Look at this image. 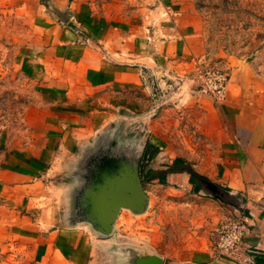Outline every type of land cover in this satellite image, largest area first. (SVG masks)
<instances>
[{
	"label": "crops",
	"instance_id": "obj_1",
	"mask_svg": "<svg viewBox=\"0 0 264 264\" xmlns=\"http://www.w3.org/2000/svg\"><path fill=\"white\" fill-rule=\"evenodd\" d=\"M177 2L159 0L135 23L85 28L81 42L49 29L40 69L60 98L37 110L25 147L0 142V244L23 251L19 264H264V114L229 92L217 100L183 84L165 92L156 117L149 113L159 72H179L202 54L193 8ZM57 44L62 58L52 56ZM134 88L148 103L139 107ZM119 156L137 158L144 204L119 207L104 232L87 210L89 192L100 166ZM147 169L165 181L143 180ZM190 171L200 190L216 187L215 198L195 195ZM159 186L190 191L189 199H159ZM225 215L251 224L239 257L214 250L212 231Z\"/></svg>",
	"mask_w": 264,
	"mask_h": 264
},
{
	"label": "rangeland",
	"instance_id": "obj_2",
	"mask_svg": "<svg viewBox=\"0 0 264 264\" xmlns=\"http://www.w3.org/2000/svg\"><path fill=\"white\" fill-rule=\"evenodd\" d=\"M188 3L196 15L202 54L181 63L179 72L161 70L153 81L149 103L151 116L160 112L164 94L179 85L201 92L206 75H223V96L229 92L240 103L264 114V0H177ZM79 2V4H78ZM159 0H0V142L25 147L31 136L30 120L48 101L60 98L57 81L40 69L51 39L52 25L77 35L75 42L87 39L89 29L115 23H135L141 11L150 12ZM176 2V1H174ZM132 20V21H131ZM194 20L192 19V22ZM131 25V24H130ZM57 44L52 56L62 58ZM59 51V52H58ZM48 55V53H47ZM50 56V55H49ZM169 79L167 80V75ZM173 74V75H172ZM162 78V79H161ZM164 81V84H161ZM166 89V90H165ZM126 91H122L125 98ZM129 93L141 107L148 103L143 92ZM128 93V94H129ZM121 99V98H119ZM133 155L139 147L133 146ZM136 163L138 160L135 158ZM145 165L141 161V165ZM155 183V182H153ZM202 188L197 194L211 197L215 191ZM159 199H189L165 187L155 189ZM193 196V195H192ZM205 206L199 203V211ZM205 221L198 224L203 230ZM123 226V225H122ZM121 226V231L125 228ZM216 228V227H215ZM215 229L212 231L214 237ZM212 239V237H211ZM125 242V239L122 240ZM25 256L13 243L0 244V264H19Z\"/></svg>",
	"mask_w": 264,
	"mask_h": 264
},
{
	"label": "water",
	"instance_id": "obj_3",
	"mask_svg": "<svg viewBox=\"0 0 264 264\" xmlns=\"http://www.w3.org/2000/svg\"><path fill=\"white\" fill-rule=\"evenodd\" d=\"M92 186L87 210L94 224L104 232L111 230L119 207L142 209L144 195L140 188L136 165L128 163L120 156L117 159H109L100 166ZM206 186L210 191L216 190L210 183H206Z\"/></svg>",
	"mask_w": 264,
	"mask_h": 264
},
{
	"label": "built area",
	"instance_id": "obj_4",
	"mask_svg": "<svg viewBox=\"0 0 264 264\" xmlns=\"http://www.w3.org/2000/svg\"><path fill=\"white\" fill-rule=\"evenodd\" d=\"M224 83L223 75H206L201 91L218 100L223 96ZM250 231L251 224L241 215L221 217L215 228L214 250L218 255L239 257L243 241Z\"/></svg>",
	"mask_w": 264,
	"mask_h": 264
},
{
	"label": "trees",
	"instance_id": "obj_5",
	"mask_svg": "<svg viewBox=\"0 0 264 264\" xmlns=\"http://www.w3.org/2000/svg\"><path fill=\"white\" fill-rule=\"evenodd\" d=\"M154 171L151 169H147L143 175V180H150L152 178H158L159 181L164 182L165 181V177L162 175H158V176H154ZM189 182L192 183L193 185V189L195 191H198L201 189V183L197 180V177L195 175V173L193 171H190V176H189Z\"/></svg>",
	"mask_w": 264,
	"mask_h": 264
}]
</instances>
